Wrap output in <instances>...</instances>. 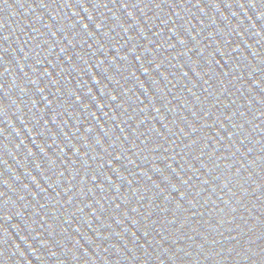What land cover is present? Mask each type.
<instances>
[{
    "label": "water",
    "instance_id": "95a60500",
    "mask_svg": "<svg viewBox=\"0 0 264 264\" xmlns=\"http://www.w3.org/2000/svg\"><path fill=\"white\" fill-rule=\"evenodd\" d=\"M0 264H264V0H0Z\"/></svg>",
    "mask_w": 264,
    "mask_h": 264
}]
</instances>
